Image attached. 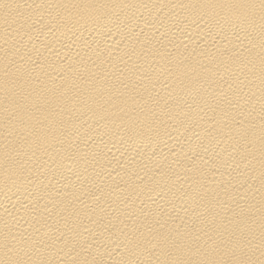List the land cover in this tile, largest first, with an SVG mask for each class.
<instances>
[{
  "label": "bare ground",
  "instance_id": "6f19581e",
  "mask_svg": "<svg viewBox=\"0 0 264 264\" xmlns=\"http://www.w3.org/2000/svg\"><path fill=\"white\" fill-rule=\"evenodd\" d=\"M0 264H264V0H0Z\"/></svg>",
  "mask_w": 264,
  "mask_h": 264
}]
</instances>
